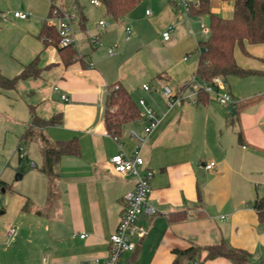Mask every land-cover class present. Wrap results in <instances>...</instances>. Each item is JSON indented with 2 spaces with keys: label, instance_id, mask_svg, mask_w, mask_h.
Wrapping results in <instances>:
<instances>
[{
  "label": "crops",
  "instance_id": "obj_1",
  "mask_svg": "<svg viewBox=\"0 0 264 264\" xmlns=\"http://www.w3.org/2000/svg\"><path fill=\"white\" fill-rule=\"evenodd\" d=\"M218 1L212 12H233L234 4L223 7ZM55 7L75 15L76 55L69 64L59 47L41 37ZM15 10L29 17L16 18ZM201 17L187 12L180 0H141L119 20L91 0H0L1 72L15 77L35 59L40 69L39 76L20 80L15 88H0V107L11 113L6 127L18 137L19 159L28 157L19 144L32 114L60 120L34 127V136L77 139L80 147L78 154L62 155L55 164L51 199L42 155L40 166L33 162L36 171L17 174V179L29 176V186L15 203L0 208V264H87L104 259L122 218L124 195L137 182L133 173H115L110 161L118 153L132 155L137 150L145 167L154 171L148 203L156 213L139 216L146 234L122 264H174L175 249L222 241L250 252L253 262L264 257V221L253 206L264 198V43L245 41L235 47L238 65L257 73L223 78L220 90L232 96L233 104L209 93L201 101L190 85L205 34ZM165 31L169 39H164ZM117 83L140 109V117L124 123L118 137L106 127L109 88ZM165 87L180 97L172 107L163 94ZM258 96L235 115L236 103ZM142 99L158 119L150 132L141 116ZM210 161L216 165L207 170L203 164ZM10 227L15 229L12 235L7 233ZM203 264L235 263L218 257Z\"/></svg>",
  "mask_w": 264,
  "mask_h": 264
},
{
  "label": "trees",
  "instance_id": "obj_2",
  "mask_svg": "<svg viewBox=\"0 0 264 264\" xmlns=\"http://www.w3.org/2000/svg\"><path fill=\"white\" fill-rule=\"evenodd\" d=\"M107 13L114 19L119 20L131 12L141 0H101ZM190 13L194 16H209V34L207 38L199 43V63L196 70V78L199 82L213 83L215 77L225 78L229 75L246 77L257 72L245 69L238 65L234 56L237 45H243L245 41L249 43H264V0H234L233 16L224 17L211 11L210 0L192 1ZM53 13L51 11L50 17ZM41 37L46 43H52L59 47L64 58V62L69 64L76 55V48L71 45L59 44L60 35L54 25L44 22ZM40 75L37 59L27 65L24 70L15 77L8 78L0 70V88H15L17 83L29 77ZM201 101H205L207 92L200 88L197 92ZM261 96L240 101L234 105L235 115L241 107L251 104L260 99ZM140 117V109L134 102L130 92L121 84H113L109 88L108 102L106 109V127L114 136L118 137L124 123L136 120ZM60 122L53 117L44 120L32 114L28 129L22 135L33 137L36 135L34 127H43ZM241 136V132H240ZM41 145V155L43 163L41 170L46 173L50 181V191L48 199L53 193V178L55 177L54 166L62 155L78 154L80 147L77 139L70 141H52L44 134L38 133ZM6 185L0 182V186ZM258 213L260 221H264V198L255 200L253 203ZM185 215L179 218L183 219ZM206 252L203 256L202 253ZM176 258L174 264H203L206 260L225 257L235 264H264V257L257 262L252 261V254L244 249L231 246L226 241L216 245L201 247L191 245L186 249H175Z\"/></svg>",
  "mask_w": 264,
  "mask_h": 264
},
{
  "label": "built area",
  "instance_id": "obj_3",
  "mask_svg": "<svg viewBox=\"0 0 264 264\" xmlns=\"http://www.w3.org/2000/svg\"><path fill=\"white\" fill-rule=\"evenodd\" d=\"M95 5H102L101 0H91ZM192 0H180L183 8L190 13V4ZM198 3V0L196 1ZM150 13V11H147ZM52 17L47 19L48 24L54 25L59 32L60 41L59 44L71 45L76 47V39L74 37V29L72 22L74 20V13L69 9L54 8L52 11ZM28 12L23 10H15L13 12L14 17L26 19L29 17ZM56 20V22H54ZM104 21H100V25H104ZM205 34L208 36L209 29L202 24ZM126 39L130 38L131 27L127 26ZM164 39H169L170 35L168 31L163 33ZM95 42L99 43L98 37H95ZM110 54H113V49L109 50ZM224 81L222 77H215L213 83L199 82L194 77L190 85L192 87L193 94H197L200 88H203L207 93L213 94L216 98L224 104H233L234 100L229 93L222 92L220 88L223 86ZM145 90H149L148 85H143ZM164 96L167 99V104L172 107L180 97H176L172 91L165 87L163 91ZM62 98L67 100L66 95H62ZM140 105L144 106V112L141 116L147 119L148 125L146 132H150L158 124V119L154 111L145 106V101L140 100ZM132 134L142 140V138L135 132ZM112 169L117 174L133 173L137 177L136 186L133 190L127 192L124 195V207L122 218L117 226V229L112 233L109 240V251L104 259L95 258L90 260L87 264H122L124 256L128 252H132L137 248L138 239L144 237L146 229L144 226L138 223V218L141 214H147L152 216L156 213V209L148 203V198L152 192V179L154 177V171L150 168L145 167V161L140 151H135L132 155H125L118 153L111 158ZM216 165L215 161H210L203 164V167L207 170L214 169ZM15 232L13 227L8 229V234L12 235ZM81 237H85L82 234Z\"/></svg>",
  "mask_w": 264,
  "mask_h": 264
},
{
  "label": "rangeland",
  "instance_id": "obj_4",
  "mask_svg": "<svg viewBox=\"0 0 264 264\" xmlns=\"http://www.w3.org/2000/svg\"><path fill=\"white\" fill-rule=\"evenodd\" d=\"M210 2L211 8L216 7L217 0H210ZM219 2L223 7L233 6L234 4V0H219L218 3ZM221 14L222 16H233V12L225 13L223 10ZM201 18L202 23L209 29V16L202 15ZM201 36L203 40L206 37L204 33ZM0 108L2 109L3 107L1 106ZM7 109L3 108L4 111H0V176L2 175L1 173L5 171L0 178L2 181L6 182V185L0 186V208L3 207L6 202L15 203L22 195L21 192H24L25 188L29 186V176H26L25 179H17V174H22L23 172L28 173L27 171L31 169H35L36 171L38 168L33 166V162H35L37 166L41 164L38 159L41 157V153L39 138L37 136L25 137L23 142L19 144L22 149L24 148V153L28 154V157L19 159L17 145L18 137L14 134L13 129H7L6 127L7 116H11V113H9ZM19 115L17 116L19 117ZM16 166L17 169H15ZM33 186L34 188L36 187L35 184Z\"/></svg>",
  "mask_w": 264,
  "mask_h": 264
},
{
  "label": "water",
  "instance_id": "obj_5",
  "mask_svg": "<svg viewBox=\"0 0 264 264\" xmlns=\"http://www.w3.org/2000/svg\"><path fill=\"white\" fill-rule=\"evenodd\" d=\"M19 176H21V175H19Z\"/></svg>",
  "mask_w": 264,
  "mask_h": 264
}]
</instances>
